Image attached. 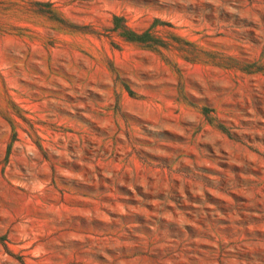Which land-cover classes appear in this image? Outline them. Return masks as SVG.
Instances as JSON below:
<instances>
[{
    "label": "rangeland",
    "instance_id": "1",
    "mask_svg": "<svg viewBox=\"0 0 264 264\" xmlns=\"http://www.w3.org/2000/svg\"><path fill=\"white\" fill-rule=\"evenodd\" d=\"M0 264H264V0H0Z\"/></svg>",
    "mask_w": 264,
    "mask_h": 264
}]
</instances>
